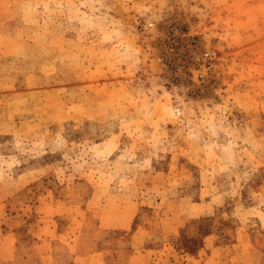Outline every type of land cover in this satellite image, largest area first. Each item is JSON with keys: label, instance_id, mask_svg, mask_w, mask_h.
I'll list each match as a JSON object with an SVG mask.
<instances>
[{"label": "rangeland", "instance_id": "374dc122", "mask_svg": "<svg viewBox=\"0 0 264 264\" xmlns=\"http://www.w3.org/2000/svg\"><path fill=\"white\" fill-rule=\"evenodd\" d=\"M0 264H264V0H0Z\"/></svg>", "mask_w": 264, "mask_h": 264}, {"label": "crops", "instance_id": "0c3cea01", "mask_svg": "<svg viewBox=\"0 0 264 264\" xmlns=\"http://www.w3.org/2000/svg\"><path fill=\"white\" fill-rule=\"evenodd\" d=\"M92 258H94V256H92ZM77 260H78V258H77ZM79 260H81V258H79Z\"/></svg>", "mask_w": 264, "mask_h": 264}]
</instances>
